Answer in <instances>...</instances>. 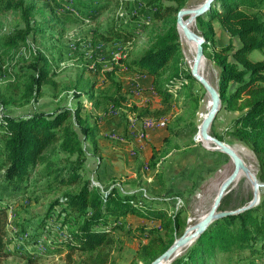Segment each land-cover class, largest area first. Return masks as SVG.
<instances>
[{
    "label": "trees",
    "instance_id": "trees-1",
    "mask_svg": "<svg viewBox=\"0 0 264 264\" xmlns=\"http://www.w3.org/2000/svg\"><path fill=\"white\" fill-rule=\"evenodd\" d=\"M51 1L52 13L76 24L96 22L102 14L111 12L101 35L105 42L127 46L146 35V45L139 55L119 59L128 76L152 79L151 91L158 106L141 108L139 119H170L176 97L183 90L195 103L200 101L195 98L194 85L205 89L185 62L177 26V14L187 8L189 0ZM34 10L28 0H0V14L20 12L24 23V28L4 37L3 48L22 46L30 52L29 61L0 73V106L4 108L29 104L42 96L44 87L55 90L58 86L51 59L29 42L32 34L44 33L31 21ZM215 24L228 34V44L218 46ZM196 30L207 42L206 58L220 70L218 91L223 109L238 114L225 136H214L221 141L231 137L252 151L258 165L256 177L263 187L256 207L215 221L171 264H264V59L254 61L250 57L255 51L264 54V0H216L211 10L197 19ZM117 69L121 68L103 73L113 94L98 92L95 84L86 85V94L101 114L124 119L126 115L120 109L127 98L125 86L115 75ZM5 77L11 80L1 84ZM92 117L82 115L81 104L75 109L20 116L0 110V264L12 257L37 264L40 257L37 251L13 249L9 239V205L34 200L28 196L32 182L41 184L43 196L64 192L52 201L47 215L36 226L23 224L18 230L20 239L24 245L37 246L54 233L53 252L64 253L66 264H111L120 236H136L133 231L137 229L146 234L148 243L140 246L131 264H151L183 235L187 226L183 211L171 212L165 193L152 190L151 194L156 195L148 197L136 185V190H126L116 181L109 187H99L88 177L86 143L94 156L100 153V122L98 117L92 121ZM198 126L195 116L178 126L167 123L169 136L164 146L171 137L195 136ZM162 150H153L149 166L158 171L155 178L166 186L159 166L166 159ZM233 192L223 198L219 211L239 209L252 200L233 207ZM133 217L155 225L141 224L134 230Z\"/></svg>",
    "mask_w": 264,
    "mask_h": 264
},
{
    "label": "rangeland",
    "instance_id": "rangeland-1",
    "mask_svg": "<svg viewBox=\"0 0 264 264\" xmlns=\"http://www.w3.org/2000/svg\"><path fill=\"white\" fill-rule=\"evenodd\" d=\"M28 1L35 7V10L30 15L31 21H35L36 25L44 30V33L37 34L36 36L32 34L29 37V42L33 47L44 51L51 59L58 86L55 90L50 86L44 87L42 96L29 104L5 108L0 106V110L13 116H20L34 112L52 113L61 108L75 109L81 104L82 115L84 117L93 115L92 121L98 117L100 125L107 127L106 123L112 120L109 119L111 118L110 113L108 117V115L104 113L101 114L94 108L93 103L90 102L86 94L88 91L86 85L95 84L98 92L104 91L108 93V95L113 94V89H108L107 86H109V84L105 83V76L103 73L105 71H112L117 67L121 69H117L115 75L125 86L124 95L127 98V101L122 103L120 109L121 112L126 115L124 116L125 121L123 124L130 121L128 116H133L132 118L138 116L141 108L145 107L142 105L144 101L151 106L155 105V100L152 103H150V100H147L149 95L144 96L145 92H138L139 89L137 88V90L134 91L135 88L133 89L131 84H128L129 82L126 81L128 75L123 72V65L119 63L120 58L127 57L128 55H131L133 58L143 51L146 45V35L138 38L132 44L129 43L127 46L114 42H105L101 39V35L105 33V28H107L106 24L111 12L102 14L96 22L76 24L70 20L58 18L57 14L52 13V6L50 5L54 3L51 0ZM204 1L205 0H189L187 8L197 7ZM52 26L55 28H51ZM194 26V29H196V24H194ZM215 27L217 30V43L218 46H220L225 40L219 32L218 24H215ZM18 28H24L20 12L11 11L4 15L0 14V73H4L7 69L19 66V63L27 62L30 59V52L25 47L21 46L20 48L12 50L3 48L4 37ZM181 44L185 62L190 67L192 65L189 64L186 55L188 45L182 36ZM250 57L254 61L263 60L264 54L260 51H255ZM201 72L208 81L218 89L219 68L206 58L205 68L201 70ZM9 80H11L9 77H5L1 80V84H5ZM194 86L195 98L200 99V101L195 103L192 98L189 99L188 96H186L185 90L181 91L178 97H176L173 112L170 114V119H168L170 126L174 127L181 125L192 116H195L199 126L203 122L210 110L211 101L206 91L204 92L198 84ZM134 106H136L137 109L133 111L132 108ZM237 115L236 113L222 109L210 129V133L213 136L214 134L225 136L227 129ZM116 120L118 119H115V121ZM144 124L145 128L157 126L166 127L167 119L157 120L150 118L147 119ZM197 134L187 138L172 137L170 138V144L168 143L162 148L166 155V159L160 162V169L165 168L164 171H168V175H173L171 167L173 165H179L175 183L174 180H171L169 185L163 186L160 184L159 180L155 178L156 174L149 166V162L146 161L148 158L144 157L142 153H135V149L134 151L130 148L126 149L125 147H120L117 143H112L111 148L109 147L111 153L106 152V155H110L111 159H108L109 163H107L110 166L106 164L107 166L103 167L105 175H107L108 168L114 170L120 169L122 166L126 174L121 177L119 175L122 173L118 175L119 171L115 170L114 173L118 177H115L113 180L120 183L124 189L132 190L136 188L134 187V185H136L141 188L140 192L148 197L156 195L151 194L152 190L158 193H165L171 212L177 213L179 210L183 211L182 217L186 219L187 229L197 224L204 215L210 211L222 183L234 170V163L229 156L209 149L214 145L211 143L210 146L205 145L200 137L198 138L200 142L196 141L194 143L193 140L195 141ZM102 137L105 136L102 135ZM81 138H83L82 135ZM224 142L239 150V155L256 175L258 172V165L252 151L231 137H226ZM114 146L116 150H118L119 147L121 150L114 154L115 150L112 149ZM176 146H179V148H176ZM85 148L88 150V158L90 157L88 159L87 174L88 177L94 179L95 172L97 171L96 169L99 167V160L92 154V147L90 144L86 143ZM102 152L104 153V151ZM161 153L162 152H158L160 156H162ZM130 160L133 162L134 168H131ZM179 160L184 161L181 166ZM135 173H137L136 176L130 178ZM151 180L152 182H150ZM111 182L113 181L106 180L104 182V188L108 187ZM32 184L33 186L30 187L28 196H31L34 200L13 202L9 205V230L11 233L9 239L12 240L11 247L13 249L23 248L25 251H37L40 255L37 264H66L64 253L53 252V244L55 242L53 239L54 233H51V237L50 235L45 236L37 246H31L32 244L24 245L20 239L18 230L21 231V229H23V224L27 222L36 226L47 215L52 201L60 197L64 192L59 191L51 196H43L41 184H34L33 182ZM233 191V207H239L243 202L251 199V197L253 199V187L250 180L245 176L239 179ZM36 197H39L38 202L35 201ZM131 220L134 224V230L141 224H145L148 227L155 225L153 222H146L142 219L138 220L136 218H131ZM133 232L138 238L129 235V233L120 236V242L113 251L111 264H131L136 258V253L140 249V246L148 243V238L145 237L146 234L139 233L140 230L138 229ZM184 232H182V234H184ZM192 245L183 249L178 257L183 256ZM76 257L80 258V255H76ZM5 264H27V260L22 257H12Z\"/></svg>",
    "mask_w": 264,
    "mask_h": 264
},
{
    "label": "water",
    "instance_id": "water-1",
    "mask_svg": "<svg viewBox=\"0 0 264 264\" xmlns=\"http://www.w3.org/2000/svg\"><path fill=\"white\" fill-rule=\"evenodd\" d=\"M215 1L216 0H205L197 7L180 10L177 14V26L180 35L183 34L189 43H196L194 63L190 66L191 74L193 78L204 87L211 101L210 110L201 125L198 127V134L195 141L200 142L198 139L200 137L202 141L210 142L214 145L209 148L210 150L229 156L234 163V170L222 183L210 211L205 214L197 224L188 227L184 234L178 238L164 254L151 264H171L183 249L195 243L215 221L225 217L238 215L246 210L256 207L260 203L261 188L263 185L259 183L256 175L246 165L236 149L210 133V129L215 119L223 109V104L218 89L213 86L201 72L202 62L206 59L204 48L207 42L202 34L192 28V26L196 24L199 17L211 10ZM242 175L251 182L253 187V199L247 205L239 209L219 211L223 198L233 190Z\"/></svg>",
    "mask_w": 264,
    "mask_h": 264
},
{
    "label": "crops",
    "instance_id": "crops-1",
    "mask_svg": "<svg viewBox=\"0 0 264 264\" xmlns=\"http://www.w3.org/2000/svg\"><path fill=\"white\" fill-rule=\"evenodd\" d=\"M218 29L222 37L225 40L223 41L222 45L228 44L229 42L228 34L224 32L223 30H221L219 25H218ZM124 70L125 69H123V72L126 73V71ZM127 77L128 78L126 79V81L129 82L128 84H131L133 89L135 88L134 91L139 89L138 92H141V93L145 92L144 96L149 95L147 100H150V103H152L155 100L156 103L155 105H153V107L158 106V99L156 98L155 93L151 91V88H152L151 77H147V76L146 77L127 76ZM142 105L147 106L148 104H146V101H144ZM128 117L131 122L129 121L128 123L123 124L125 120L121 119V117H119L118 115H114V116H111V118H109L112 120L109 123H106L107 127L100 125V134H99L100 153L99 155L96 156L99 160V167H97L96 169L97 171L95 172V178L93 179L95 183H97L96 185H99V187H104V182L106 180L108 181L112 180L113 182L116 181V180H113L115 177H118L114 173L115 170L119 171L118 175L122 173L121 175H119L121 177H123L124 174H126L125 170L121 166L120 169H114V170H110L107 167L108 172H107V175H105V170L103 167H106L107 165L110 166L107 163H109L108 159H111V156L106 155V152L111 153L109 149L111 148L112 143H117L120 147H125L126 149L128 148H130L131 150L133 149V151L135 149L136 150L134 151L135 153L136 152L139 154L142 153L144 157L148 158L146 159V161L150 162L152 151L154 149H158V150L162 149V147L164 146V140L169 136L168 129L166 127L157 126L153 128H145L144 123L147 119H150V118L139 119L138 117L132 118L133 116L132 117L128 116ZM115 119H118V120L115 121ZM162 119H166V118H162ZM168 121L169 120H167V123H169ZM101 134L105 137H102ZM120 147L118 148V150H116L115 146L112 148L113 150H115L114 154L121 150ZM101 150L104 151V153ZM135 153H132V154H135ZM88 162L89 161H87V167H88ZM182 163H184V161H180V166L182 165ZM130 166L131 168H134V164L131 160H130ZM164 169L165 168L160 169V170L163 174V177L166 183L169 185L171 180H174V183H175V180H176L175 177H176L177 171L179 170V165H173L171 167V171L173 175L171 174L168 175V171L165 172ZM154 172L156 174L158 171H154ZM136 174L137 173L133 174L130 178H133L134 176H136ZM152 180L150 182H152ZM113 182H111L108 185V187ZM117 184L120 185V183L118 182ZM136 189L140 190L141 188L138 186ZM133 218H136V217H133ZM136 219L140 220L139 218H136Z\"/></svg>",
    "mask_w": 264,
    "mask_h": 264
},
{
    "label": "bare ground",
    "instance_id": "bare-ground-1",
    "mask_svg": "<svg viewBox=\"0 0 264 264\" xmlns=\"http://www.w3.org/2000/svg\"><path fill=\"white\" fill-rule=\"evenodd\" d=\"M195 26L193 25L192 28H194ZM181 36L183 37V39L185 40V42L188 45V50L186 51V55H187V59L189 61L190 65H193L194 63V59H195V55H196V43H189L186 38L184 37L183 34H181ZM206 65V59L203 60L202 62V67L201 70H203L205 68ZM176 90V89H175ZM205 145L210 146V142H205L203 141ZM234 149H236V151L239 153V150L236 147H233ZM244 175H242L241 177H243ZM241 179V178H240Z\"/></svg>",
    "mask_w": 264,
    "mask_h": 264
},
{
    "label": "built area",
    "instance_id": "built-area-1",
    "mask_svg": "<svg viewBox=\"0 0 264 264\" xmlns=\"http://www.w3.org/2000/svg\"><path fill=\"white\" fill-rule=\"evenodd\" d=\"M162 124H163V122H162ZM144 126H145V124H144Z\"/></svg>",
    "mask_w": 264,
    "mask_h": 264
}]
</instances>
